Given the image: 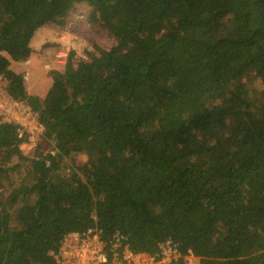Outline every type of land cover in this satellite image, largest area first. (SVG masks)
Returning <instances> with one entry per match:
<instances>
[{"label":"trees","instance_id":"trees-1","mask_svg":"<svg viewBox=\"0 0 264 264\" xmlns=\"http://www.w3.org/2000/svg\"><path fill=\"white\" fill-rule=\"evenodd\" d=\"M78 3L113 42L52 60L30 93L15 62ZM0 74L45 126L25 152L0 118V264H60L90 227L110 260L120 233L159 257L173 243L165 264H264V0H0Z\"/></svg>","mask_w":264,"mask_h":264},{"label":"built area","instance_id":"built-area-1","mask_svg":"<svg viewBox=\"0 0 264 264\" xmlns=\"http://www.w3.org/2000/svg\"><path fill=\"white\" fill-rule=\"evenodd\" d=\"M56 54L59 60L66 57L68 52L59 50ZM5 84L6 80L0 74V118L16 122L23 149L25 152L33 151L45 139V126L28 102L8 94ZM115 237L112 260L105 250V241L98 227H90L84 232L67 233L55 256L60 264H165L178 255L177 248L170 241L162 244V254L159 257L145 251H133L124 243L125 236L120 233ZM186 257L188 264H195L192 255Z\"/></svg>","mask_w":264,"mask_h":264},{"label":"rangeland","instance_id":"rangeland-1","mask_svg":"<svg viewBox=\"0 0 264 264\" xmlns=\"http://www.w3.org/2000/svg\"><path fill=\"white\" fill-rule=\"evenodd\" d=\"M89 12L90 7L88 5L78 3L70 10L65 27H61L55 23H50L35 32L31 40V45L34 49H37V52L40 50L42 52L39 55L40 58H37V60L36 58L35 60L33 59L37 67L45 68V70L50 71L52 66L55 65L54 63H51L52 60L56 63L64 61L66 59L65 57L58 60L56 52L59 50H64L66 53H69V50L76 49L80 55L85 56V48L92 47L93 42L102 46L111 45L113 42L112 38L108 35L107 31L98 30L95 23L89 19ZM52 57L53 59H51ZM29 58L26 60H29ZM14 65L16 69L24 70L28 84V80L30 79L29 77L33 74L32 66H28L24 69V67L18 62H15ZM36 66L34 65L33 67ZM75 155L76 157L74 160L67 157L64 161H60V169L65 175H70L77 167L76 164L89 160L88 154L80 153Z\"/></svg>","mask_w":264,"mask_h":264},{"label":"crops","instance_id":"crops-1","mask_svg":"<svg viewBox=\"0 0 264 264\" xmlns=\"http://www.w3.org/2000/svg\"><path fill=\"white\" fill-rule=\"evenodd\" d=\"M40 54L41 53L37 52V49H34L33 47V53L30 56L31 58H29V60L20 61L19 63L24 67V69H26L28 66H32L34 71L32 70L33 74H31L29 77L30 79L28 80L29 83L27 84V89L30 93L43 97L51 87V78L48 76L49 71L45 70V68L37 67L35 64L34 60L35 58L36 60L37 58H40ZM34 65L36 67H33Z\"/></svg>","mask_w":264,"mask_h":264}]
</instances>
